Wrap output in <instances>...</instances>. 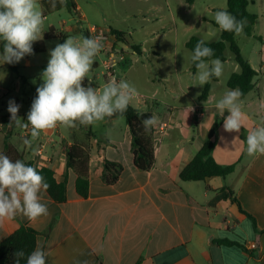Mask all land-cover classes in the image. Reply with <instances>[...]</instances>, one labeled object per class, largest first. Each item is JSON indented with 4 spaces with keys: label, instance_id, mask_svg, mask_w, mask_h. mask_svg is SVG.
Here are the masks:
<instances>
[{
    "label": "crops",
    "instance_id": "obj_1",
    "mask_svg": "<svg viewBox=\"0 0 264 264\" xmlns=\"http://www.w3.org/2000/svg\"><path fill=\"white\" fill-rule=\"evenodd\" d=\"M123 43L125 48L133 47L127 41ZM138 46L139 54H143L146 49ZM259 58L256 62L247 58L257 76L254 89L241 98L246 119L239 133L224 131V117L229 113L226 110L221 117L214 106L231 89V76L241 72L233 55H227L222 62L223 76L209 82L205 100L201 95L206 84L194 86L198 82L193 79L196 72L192 66L182 69L174 64L166 71L155 70L144 81L142 72L136 74L141 99L129 104L141 113H150L157 121L152 128L155 162L148 171L134 164L132 134L123 117L114 115L75 128L57 126L33 139L31 125L10 126V113L1 112L0 153L4 136L11 130L12 144L27 161L51 168L58 182H63L68 172L69 198L58 204L47 193L49 216L33 220L18 215L0 222V243L27 225L40 233L37 244H43L48 252L47 264H264V155L249 156L246 151L248 133L264 123V112L259 109L264 99L262 52ZM2 63L0 59V71H12ZM26 64L30 66L29 61ZM104 80H109L106 75ZM14 101L20 105L18 116L27 122L29 111H22L17 98ZM189 105L193 109L190 112ZM162 125L167 126L163 131ZM79 134L97 144L80 141ZM25 139L31 144L26 145ZM209 140L216 145L212 154L216 162L223 166L234 164L235 171L227 179L183 181L181 172ZM74 143L83 145L91 156L87 198L78 196L77 175L67 169L66 146ZM104 160L123 167L114 184L104 179ZM224 187L230 188L243 209L256 219V231L245 227L250 220L221 190ZM219 239L240 242L248 252L219 246ZM250 244L258 248L250 250Z\"/></svg>",
    "mask_w": 264,
    "mask_h": 264
},
{
    "label": "clouds",
    "instance_id": "obj_2",
    "mask_svg": "<svg viewBox=\"0 0 264 264\" xmlns=\"http://www.w3.org/2000/svg\"><path fill=\"white\" fill-rule=\"evenodd\" d=\"M59 2L66 5V0ZM50 5L55 8L57 0H50ZM214 20L219 29L237 36L244 34L247 25L246 19H237L226 9L216 11ZM43 24L44 15L38 0H0L2 64H15L26 55L34 54V42L43 39ZM102 47L99 37L81 35L79 39L69 36L63 43L50 49L47 66L41 73L43 83L36 88L37 95L27 113V122L18 116L20 105L10 100L9 125L14 123L18 128H28L31 125V137L35 139L41 132L57 126L75 128L78 125H92L117 113H124L132 98L138 94L134 85L112 77L102 91L92 86L89 74ZM214 55V49L207 46L204 40L196 43L191 56L197 70L193 79L198 83L194 86L203 87L213 77L219 78L223 75L221 60L209 59ZM85 78L88 80V86H84ZM242 95L239 89H229L215 102L214 106L221 117H224L226 110L229 113L223 121V129L226 132L239 133L244 124L246 115L242 111ZM207 102H204V106ZM259 109L264 112V99L260 100ZM192 110L189 105V112ZM142 123L147 131L154 127L157 121L151 116ZM237 139L239 138L234 141ZM24 143L30 145L31 141L25 139ZM246 144L249 156L264 155V123L248 133ZM49 187L45 177L36 167L21 159L12 160L0 153V222L18 215L33 220L49 216L50 211L45 199ZM13 257L14 264H21L25 259V252L16 250ZM47 257L48 252L43 244L38 243L36 248L27 254L26 264H47Z\"/></svg>",
    "mask_w": 264,
    "mask_h": 264
},
{
    "label": "rangeland",
    "instance_id": "obj_3",
    "mask_svg": "<svg viewBox=\"0 0 264 264\" xmlns=\"http://www.w3.org/2000/svg\"><path fill=\"white\" fill-rule=\"evenodd\" d=\"M45 1L47 0H38L44 15L42 40L45 42L46 52L34 53L28 55L27 59L23 58L18 74L12 71L5 74L0 71L2 114L8 112V103L15 98L20 101L22 111L30 110L28 106H31L37 95L36 88L43 83L41 73L47 66L49 50L63 43L69 36L79 39L82 35L80 22L84 30L100 28L111 31V34H114L112 29L124 32V39L133 46L125 48L126 44L123 42L121 44L117 40L112 48L106 49L103 46L95 58L94 63L98 66L94 67L93 64L89 74L92 86L100 89L106 84L104 75L109 78L105 62L110 61V54L113 53L116 61H113L112 65L116 78L128 81L138 92L141 86L137 73H143L144 81L148 76L151 77L155 70L166 71L174 64L182 69L191 67L192 52L186 47L187 42L193 36H198L206 42L218 41L221 29L215 24L214 14L228 7V0H195L193 5H189L187 0H72L78 10L71 12L67 5H61L59 0L55 8L51 7L50 2ZM248 11L257 17L253 36L248 37L245 34L236 36V41L242 54L256 62L260 60L261 52L264 56V0H249ZM52 26L55 28L53 35L57 37L52 35L45 39ZM138 45L146 49L143 54H139ZM134 47H138V50ZM226 54L232 56L229 49L226 50ZM27 61L30 62V66L26 64ZM83 83L84 86H88L87 78ZM140 99V93L132 98L134 102ZM78 137L86 144H97V141L82 138L80 134ZM245 227L251 231L253 229L250 221L246 222ZM238 240L243 242V239Z\"/></svg>",
    "mask_w": 264,
    "mask_h": 264
},
{
    "label": "trees",
    "instance_id": "obj_4",
    "mask_svg": "<svg viewBox=\"0 0 264 264\" xmlns=\"http://www.w3.org/2000/svg\"><path fill=\"white\" fill-rule=\"evenodd\" d=\"M49 1V0H48ZM195 0H187L189 5H193ZM68 9L71 12L78 10V7L72 0H67L66 3ZM249 0H228L227 11L235 16L237 19H246L247 25L244 28V34L248 37H252L256 25L257 17L248 11ZM80 31L83 36L91 37L88 29L84 30L83 24L79 23ZM117 37L118 42L127 41L124 39L125 33L117 30H113ZM54 33V29L51 28L49 33L45 35V39L51 37ZM236 36L232 32L222 31L220 34V39L218 41L206 42V45L214 49L215 55L209 59L219 58L221 62L227 60L226 50L229 49L233 55L234 61L239 65L241 72L238 74H233L228 82V87L231 89H239L244 98L248 93L254 89L253 80L257 76V72L254 70L247 58L242 54L241 48L239 47ZM55 37V36H54ZM202 40L198 36H193L187 42V48L193 52V49L198 41ZM138 50V47H134ZM0 51L3 52V44L0 43ZM46 52V45L44 40L34 42L33 53H44ZM97 57V56H96ZM9 68L14 72L18 73L22 67V60L15 64H8ZM94 63V67H96ZM192 70L196 72L194 63L192 64ZM215 79V77H213ZM210 83H207L204 87V91L201 95V99L205 100L209 96ZM116 116H120L126 119L130 132L133 139V156L135 166L143 171L150 170L155 162L154 155V144H153V127L149 130H145L142 121L152 115L150 113H141L135 109L132 105H128L127 110L120 114L117 113ZM12 131L9 130L4 136L3 140V154L7 155L12 160L21 159L26 164L36 167L46 179V182L50 185L47 190L49 196L58 204H64L67 202L68 189H67V175L65 174V180L63 182H58L55 178L54 171L49 167H41L36 165L33 161H27L24 154L18 152L11 141ZM215 142L212 140L207 141L202 149L197 153L195 158L190 164H188L181 172V179L185 182H198L205 181L208 178H222L227 179L235 171L236 165L223 166L216 162L212 154L215 149ZM67 150V169L73 170L76 175V191L79 197L87 198L89 194V163H90V153L86 150L83 145L74 143L71 146H66ZM105 164V176L104 179L109 184H114L118 181L123 167L120 164L104 160ZM227 192V197L232 201V203L238 206L241 213L247 216L251 221L253 229L257 230L256 219L247 213L235 193L228 187L221 189ZM50 230V229H49ZM49 230L45 233H49ZM40 235L38 231L27 226L22 225L14 233L8 236L5 240L0 243V264H14L13 253L16 250H23L25 252V259L21 261V264H26L27 254L31 253L37 246V238ZM219 246L229 247V248H239L245 252H248L245 245L237 241H232L230 239H219L217 240Z\"/></svg>",
    "mask_w": 264,
    "mask_h": 264
},
{
    "label": "built area",
    "instance_id": "obj_5",
    "mask_svg": "<svg viewBox=\"0 0 264 264\" xmlns=\"http://www.w3.org/2000/svg\"><path fill=\"white\" fill-rule=\"evenodd\" d=\"M89 34L92 38H96L99 37L101 40L102 45L107 49V48H112V45L114 42H116L117 38L115 34H111V31H104L103 29L100 28H93L91 30H89ZM110 61H106L105 62V68H106V72H107V76L108 78H112L115 77V72H114V68H113V61L115 60L114 54H110L109 57ZM117 79V78H116ZM118 81V79H117ZM167 126L166 125H162L160 127V130L163 131ZM258 247L256 244H250L249 249L250 250H256Z\"/></svg>",
    "mask_w": 264,
    "mask_h": 264
}]
</instances>
